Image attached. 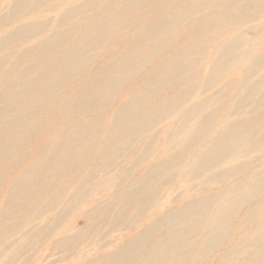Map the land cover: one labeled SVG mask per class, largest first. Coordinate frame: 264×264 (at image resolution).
Returning a JSON list of instances; mask_svg holds the SVG:
<instances>
[{"label":"bare ground","instance_id":"1","mask_svg":"<svg viewBox=\"0 0 264 264\" xmlns=\"http://www.w3.org/2000/svg\"><path fill=\"white\" fill-rule=\"evenodd\" d=\"M69 1L75 2L74 6H69ZM55 10L60 13L52 28L43 20L28 21ZM263 19L264 0H19L7 6L0 14V31L12 27L0 36V184L25 162L22 156L29 155L40 134L45 136L44 132L52 130L53 135L41 143L37 159L30 167L27 164L18 179L0 216V238L10 230L5 222L8 218L20 219L45 200L52 205L67 183L76 184L68 208L79 206L101 170L97 167L66 183L61 177L68 168L83 171L88 148L93 161L108 167L134 149L136 139L146 136L154 124L187 102L201 82L206 88L213 87L245 63L252 76L263 71ZM259 21L262 24L255 26L254 40L246 38L247 27H243L239 34L219 43L233 28L236 32ZM48 30L52 31L45 36ZM259 46L261 53L253 50ZM210 48H214L213 60L208 59ZM208 62L211 73L203 81L201 70ZM262 76L242 98L244 106L254 103L258 87L264 85V73ZM259 97L254 108L257 117L222 132L213 148L202 151L198 170L218 166L259 133L262 139L252 149L264 150V94ZM206 106L203 101L185 111L184 123L206 112ZM105 113L107 117L102 118ZM108 116L110 125L104 129ZM203 118L189 136L191 145L213 129L209 127L214 119ZM165 167L154 169L139 188ZM250 186L246 193L241 189L244 195L237 205L251 193L259 195L264 179ZM229 195L219 194L209 201L211 204L202 202L175 211L133 240L115 260L94 264H174L203 230L208 229L200 242L221 226L222 222L208 215L218 212ZM212 204L216 205L213 212L208 208ZM221 238L219 234L212 237L203 258L219 246ZM262 244L264 233L254 242ZM246 264H264V250Z\"/></svg>","mask_w":264,"mask_h":264},{"label":"rangeland","instance_id":"2","mask_svg":"<svg viewBox=\"0 0 264 264\" xmlns=\"http://www.w3.org/2000/svg\"><path fill=\"white\" fill-rule=\"evenodd\" d=\"M17 1L19 0H0V14L5 13L7 6ZM57 3L61 4V2ZM67 4L74 6L75 2L69 1ZM59 13L60 10L45 11L28 21L43 20L52 28L59 19ZM258 23L261 22L245 24L236 32H233V28L231 30L233 33L223 36L219 43L231 35L239 34L243 27H247L246 38L254 40L256 37L254 28L259 25ZM11 29L12 27L0 31V36L6 35ZM50 31L52 30H48L45 36ZM213 49L209 50L208 59L210 60L214 59ZM253 50L261 53L262 48L259 46ZM247 64L242 65L213 87L206 88L201 82L202 84L198 85L197 90L187 102L154 124L146 136L136 139L138 142L134 149L110 166L105 168L99 166L98 162L92 160L90 148H88L85 159L87 165L83 171L68 168L63 171L61 182L66 183L79 178L80 175L90 174L98 167L101 172L97 180L92 183L91 191L82 199L78 207L69 209L68 205L76 191V184L67 183L60 189L59 192L62 194L52 205H47L45 200L33 210L24 213L20 219L8 218L5 222L10 230L0 238V264H94L103 260L113 261L133 240L175 211L187 205L196 207L202 202L211 204L213 201H209L215 196L227 193L230 197L224 201V205L218 209V212L208 215L222 222L221 226L200 242L208 231V229L203 230L202 236L196 237L192 246L174 259V264L175 262L177 264H220L222 260L224 264H246L251 256L263 251L264 244L258 246L254 245V242L264 233V189L262 188L259 195L255 193L247 195V198L237 205V200L247 192V189L250 190L253 187L250 184L254 185L257 181L264 179V150L261 148L257 153V150L252 149V146L262 139V133L250 140L249 144L241 145L237 151L228 155L221 162L222 164L219 163L213 168L197 169L202 162V151L213 148L216 138H220L222 132L235 127L240 121L257 117L254 108L260 99L258 96L264 94V85L258 87L255 100H252L254 103L248 104V107L242 104V98H246V93H251L254 88L252 84L263 79L264 70L252 76L248 74ZM204 65L206 66L201 70L203 81L211 73L209 62ZM246 78L248 80H245ZM238 99L241 100L239 104L240 102L242 104L239 108L237 107ZM203 101L207 102L206 112L191 120L192 122L189 120V124L184 123L185 111ZM212 109H216L215 112H217L215 113ZM206 116L214 119L209 127V130L212 127L213 129L208 130L204 137L191 145L189 136L194 133L196 124ZM105 117L107 113L102 118ZM108 117L106 121H103L104 129L110 125L111 117ZM51 133L52 130L48 133L44 132L45 136L40 134L38 143L28 150L29 155L27 157L20 155L26 163L18 164L17 170L13 169L5 179H2L0 216L6 210L16 190L18 179L27 169L26 167L28 165L30 167L37 159V154L41 150L40 145L51 140L53 135ZM160 166L167 168L165 167L166 169L154 179L139 188V184L147 180L151 172ZM235 188H237L236 193H231ZM241 189L246 191L243 193ZM234 201H236L235 204ZM215 207L216 205L212 204L208 208L213 212ZM218 234L222 235L221 245L219 244L215 251H210L211 253L209 252L203 258L204 248L209 246L212 243V237ZM191 252L193 254L190 255Z\"/></svg>","mask_w":264,"mask_h":264}]
</instances>
